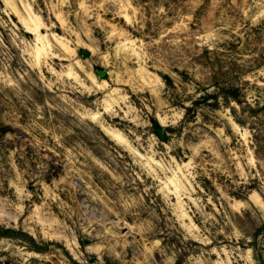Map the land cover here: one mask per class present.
Wrapping results in <instances>:
<instances>
[{
  "label": "rangeland",
  "instance_id": "374dc122",
  "mask_svg": "<svg viewBox=\"0 0 264 264\" xmlns=\"http://www.w3.org/2000/svg\"><path fill=\"white\" fill-rule=\"evenodd\" d=\"M0 264H264V0H0Z\"/></svg>",
  "mask_w": 264,
  "mask_h": 264
},
{
  "label": "water",
  "instance_id": "95a60500",
  "mask_svg": "<svg viewBox=\"0 0 264 264\" xmlns=\"http://www.w3.org/2000/svg\"><path fill=\"white\" fill-rule=\"evenodd\" d=\"M103 76V75H102Z\"/></svg>",
  "mask_w": 264,
  "mask_h": 264
}]
</instances>
